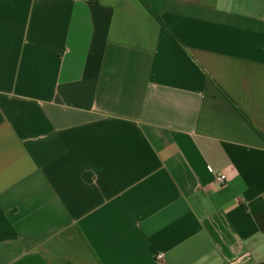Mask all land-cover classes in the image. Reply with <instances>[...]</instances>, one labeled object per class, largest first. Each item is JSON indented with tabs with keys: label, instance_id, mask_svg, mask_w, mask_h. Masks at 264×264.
<instances>
[{
	"label": "crops",
	"instance_id": "0c3cea01",
	"mask_svg": "<svg viewBox=\"0 0 264 264\" xmlns=\"http://www.w3.org/2000/svg\"><path fill=\"white\" fill-rule=\"evenodd\" d=\"M0 264H264V0H0Z\"/></svg>",
	"mask_w": 264,
	"mask_h": 264
},
{
	"label": "built area",
	"instance_id": "2783aa9c",
	"mask_svg": "<svg viewBox=\"0 0 264 264\" xmlns=\"http://www.w3.org/2000/svg\"><path fill=\"white\" fill-rule=\"evenodd\" d=\"M226 177L223 173L217 174L215 176V183L217 185L223 186L225 184ZM158 258H161V256H158Z\"/></svg>",
	"mask_w": 264,
	"mask_h": 264
}]
</instances>
